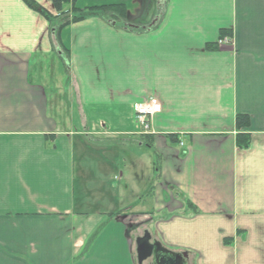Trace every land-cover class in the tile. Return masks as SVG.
<instances>
[{
	"label": "crops",
	"instance_id": "obj_1",
	"mask_svg": "<svg viewBox=\"0 0 264 264\" xmlns=\"http://www.w3.org/2000/svg\"><path fill=\"white\" fill-rule=\"evenodd\" d=\"M110 5L125 19L87 12L57 33L22 0H0V264H136L145 232L187 264H264V0H75ZM149 99L161 112L140 135L133 106ZM236 115L249 126L237 131ZM83 136H122L157 157L155 210L90 206L76 187Z\"/></svg>",
	"mask_w": 264,
	"mask_h": 264
},
{
	"label": "rangeland",
	"instance_id": "obj_2",
	"mask_svg": "<svg viewBox=\"0 0 264 264\" xmlns=\"http://www.w3.org/2000/svg\"><path fill=\"white\" fill-rule=\"evenodd\" d=\"M53 58L55 56L51 57L46 63L49 66L50 72H54L55 74L57 68L53 65ZM57 70L62 72L59 68ZM58 94L63 97L61 103L67 106L64 102L65 92ZM128 140V138L122 136L117 138L94 139L86 136L81 137V139L76 137L75 159L79 160L77 191L90 193V199L92 201L90 206L95 211L108 209L112 213H115L120 212L125 207H129V210L133 211V213L142 210L150 212L151 210H155L156 203L152 199L153 195L157 197L162 181L159 179V174H153V171H159L160 164L153 153H145L139 150L136 143H131ZM130 153L134 156L135 164L138 155H140V160L144 162L142 167H138L137 169L131 167L130 169L127 162V155ZM102 157H107V160L112 162L113 170L107 172L101 170L100 164L95 158L101 159ZM120 174H123L122 178L119 177ZM102 178L104 179L102 180ZM104 190H107L106 194L101 195L100 193ZM122 194L127 195L128 201L125 199L121 201L119 195L122 196ZM98 197L101 201L97 200ZM106 198L110 199L107 203L104 201ZM102 201L104 203H101ZM138 201H142V203H137ZM164 216V214H161L155 217L159 218ZM155 222L157 223L158 221L155 220ZM104 229L105 226L98 227L88 238L81 256L85 255L91 249V246Z\"/></svg>",
	"mask_w": 264,
	"mask_h": 264
},
{
	"label": "trees",
	"instance_id": "obj_3",
	"mask_svg": "<svg viewBox=\"0 0 264 264\" xmlns=\"http://www.w3.org/2000/svg\"><path fill=\"white\" fill-rule=\"evenodd\" d=\"M27 7L36 11L47 22L51 30L59 33V31L71 23H78L88 17L87 12L101 11L111 14L115 20H124L126 16L124 5H110L100 8L78 9L75 6V0H50L55 15H52L45 9L38 6L33 0H22ZM219 40L230 38L229 30H221L219 32ZM235 129L241 131L249 126V117L247 115H236L234 119ZM169 141L178 143L176 136L169 135ZM236 145L238 149L246 150L250 145V137L248 134L238 133L236 135Z\"/></svg>",
	"mask_w": 264,
	"mask_h": 264
},
{
	"label": "water",
	"instance_id": "obj_4",
	"mask_svg": "<svg viewBox=\"0 0 264 264\" xmlns=\"http://www.w3.org/2000/svg\"><path fill=\"white\" fill-rule=\"evenodd\" d=\"M150 240L151 237L147 232L136 239V264H143L148 259L151 264H187V253L169 251L159 242L150 243Z\"/></svg>",
	"mask_w": 264,
	"mask_h": 264
},
{
	"label": "built area",
	"instance_id": "obj_5",
	"mask_svg": "<svg viewBox=\"0 0 264 264\" xmlns=\"http://www.w3.org/2000/svg\"><path fill=\"white\" fill-rule=\"evenodd\" d=\"M134 111L136 113V121L142 129V132L147 133L149 131L150 121L160 113L161 108L155 99H151L135 104Z\"/></svg>",
	"mask_w": 264,
	"mask_h": 264
},
{
	"label": "flooded vegetation",
	"instance_id": "obj_6",
	"mask_svg": "<svg viewBox=\"0 0 264 264\" xmlns=\"http://www.w3.org/2000/svg\"><path fill=\"white\" fill-rule=\"evenodd\" d=\"M154 240H150V243H153ZM143 264H151L150 260H146L145 262H143Z\"/></svg>",
	"mask_w": 264,
	"mask_h": 264
}]
</instances>
